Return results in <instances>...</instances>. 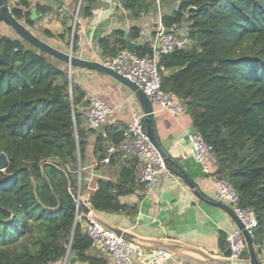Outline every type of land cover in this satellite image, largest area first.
Segmentation results:
<instances>
[{
  "label": "trees",
  "instance_id": "16d2710c",
  "mask_svg": "<svg viewBox=\"0 0 264 264\" xmlns=\"http://www.w3.org/2000/svg\"><path fill=\"white\" fill-rule=\"evenodd\" d=\"M2 2L9 6V0ZM95 2L82 0L78 16L89 17ZM151 4L125 0L123 8L139 18ZM29 6L27 0H19L9 14L19 22L25 17L19 8ZM173 8L160 23L165 29L185 27L191 44L161 57L163 71L174 69L168 76L160 73L161 88L184 104L193 129L212 150L213 176L234 189L240 208L253 212L257 225L252 243L264 245V0H180ZM2 22L7 23L0 12ZM77 31L78 22L72 54ZM70 32L67 28L58 38ZM138 37L139 30L131 28L129 40ZM126 48L121 30L98 41L104 60ZM134 53L151 57L146 45ZM61 66L65 64L26 41L0 35V153L8 160L0 172V264H61L68 253L82 264L107 262L91 251L90 239L75 220L69 185L72 182L74 192L79 189L85 200L79 169L87 160L91 131L80 110L88 105L85 94ZM101 129L94 132L92 154L97 162L106 158L110 145L123 139V131L104 125ZM123 155H111L109 165ZM96 185L87 199L92 211L135 216V205L120 202L141 187L134 159L121 167L114 181L98 179ZM225 247L223 236L220 250L228 257ZM242 258L248 259L246 248Z\"/></svg>",
  "mask_w": 264,
  "mask_h": 264
},
{
  "label": "crops",
  "instance_id": "0c3cea01",
  "mask_svg": "<svg viewBox=\"0 0 264 264\" xmlns=\"http://www.w3.org/2000/svg\"><path fill=\"white\" fill-rule=\"evenodd\" d=\"M27 1L29 8H19L25 14L19 23L30 33L54 49L66 53L67 34L61 39L58 36L64 34L73 19L77 18L78 41L73 55L97 62L104 61L98 49V41L101 38L114 30H121L128 35L131 28H137L138 39L128 40L136 47L146 45L160 24L161 16L171 14L173 7L180 3V0H147L152 3L150 11L139 18H133L130 12L123 8L125 0H96L91 15L83 18L78 16L82 0ZM18 2L19 0H9V7L15 8ZM42 9L46 11L42 12ZM171 30L186 33L185 27H174ZM44 31L50 32L54 37H47ZM0 35L19 39L5 22L0 23ZM61 68L64 69L63 66ZM173 71L174 69L164 70L163 74L168 76ZM69 74L84 92L85 100L92 96L113 107L114 113L108 117L104 126L125 130L129 122L130 106L133 103L138 106L135 100H127L131 92L112 78L98 72L72 68ZM84 109L80 108L82 114ZM154 112L155 131L170 157L169 165L176 171L179 168L182 174L191 179L202 198L188 187L181 176L173 173L176 182L162 176L156 189L148 197L143 195L140 187L133 194L120 198L121 203L137 207L133 218L92 211L87 199L96 190V181H114L121 167L127 166L133 157L123 155L120 162L115 161L111 165L103 162L105 158L97 162L92 154L95 134L90 132L87 134V160L79 169L82 195L85 198L82 201L105 226L120 229L142 241L135 243L145 250V254L137 261L138 264H219L218 261L227 260L220 250L221 237H226L237 226L227 213L209 203L214 200L217 191V181L213 176L216 170L215 161L205 162L208 173H205L202 165L196 161L188 139L194 129L185 113L176 117L156 107ZM158 244L173 246L174 250L158 247ZM156 250L167 252L168 257H155L153 252ZM106 260V264H114ZM259 263L264 264V260H259ZM61 264L82 263L77 262L74 254L68 253Z\"/></svg>",
  "mask_w": 264,
  "mask_h": 264
},
{
  "label": "built area",
  "instance_id": "2783aa9c",
  "mask_svg": "<svg viewBox=\"0 0 264 264\" xmlns=\"http://www.w3.org/2000/svg\"><path fill=\"white\" fill-rule=\"evenodd\" d=\"M77 20V18H76ZM191 44L190 39L184 33L166 32L161 23L156 27L153 37L146 46L151 51V57L140 58L134 52L122 51L116 58L102 62L103 65L133 82L139 90L148 98L153 107L167 111L172 116H180L185 113V106L174 94L161 88V75L163 68L159 65L162 56L174 51L184 50ZM88 105L83 111V123L86 129L97 132L106 123L109 116L114 113L113 107L107 103L89 96ZM127 100L137 103L134 95ZM144 114L139 105L132 104L129 109V122L123 130V139L118 144H112L107 149L104 163L114 154H124L133 157L136 161V181L142 188L145 197L152 195L162 176L169 177L176 182L174 174L168 169L164 159L150 143L144 123ZM191 153L196 161L202 165L205 173L208 168L205 162L215 161L212 150L205 144L199 133L195 130L188 135ZM217 181V191L214 200L227 205L239 219L243 230L250 235L256 228V219L249 209L238 206V196L234 189L224 180ZM80 196V193H79ZM75 220L82 225L83 233L90 239V249L114 264H138L137 261L145 254L141 246L127 242L116 236L94 215L85 214L76 203ZM228 260H242V254L246 248L242 229L238 227L225 237ZM254 246V245H253ZM258 260H264V245L258 243L254 246ZM153 255L165 259L167 252L156 250Z\"/></svg>",
  "mask_w": 264,
  "mask_h": 264
},
{
  "label": "water",
  "instance_id": "95a60500",
  "mask_svg": "<svg viewBox=\"0 0 264 264\" xmlns=\"http://www.w3.org/2000/svg\"><path fill=\"white\" fill-rule=\"evenodd\" d=\"M12 7H9L5 5L2 0H0V12L2 16L4 17L7 24L12 28V30L16 33V35L26 41L27 43L33 45L40 51L46 53L47 55L51 56L52 58H55L59 60L60 62H63L70 72L72 68H78V69H85L89 71L98 72L101 74H104L119 84L123 85L126 89H128L135 97L141 111L144 114V123H145V132L146 135L150 141V143L153 145V147L158 151V153L161 155V157L164 159V162L169 164L170 157L168 156V153L166 149L161 144L158 135L155 131V112L154 107L148 100V98L142 93L141 90L138 89V87L131 82L130 80L126 79L122 75L116 73L115 71L111 70L110 68L103 65L101 62L97 61H89L84 60L80 57L73 56L72 51L69 53H64L61 51H58L51 47L50 45L46 44L45 42L41 41L37 37H35L32 33H30L22 24H20L18 21H16L13 17L10 16L9 10H11ZM190 8L187 10L189 13ZM166 32H172L171 29H166ZM126 42H127V48L126 51L128 52H135L136 45L131 43L128 40V35H126ZM8 166V160L6 156L3 153H0V172H3ZM177 172L181 174V177L183 178L184 182L188 185V187L195 191V193L202 198L201 194L198 192V189L194 185V183L189 179L186 175L182 174L181 170L177 168ZM69 191L73 196L74 201L77 203V205L81 208V210L85 214H91V210L89 207L80 199L79 196V189L74 192L73 184L70 182L69 185ZM212 205H215L222 209L225 213H227L236 223V226L239 229H242V234L244 236L245 244H246V250L248 254V259H242L239 261H231V260H225V261H218L219 264H260L259 260L256 256V252L252 243L251 235L246 231L243 230V227L239 221V219L236 217L234 212L225 204L217 202L215 200L209 201ZM109 230H111L116 236L122 238L123 240L127 242H133L134 237L120 229L113 228L110 226H106ZM158 247L165 248L167 250H174L173 246L168 245H162L158 244Z\"/></svg>",
  "mask_w": 264,
  "mask_h": 264
},
{
  "label": "rangeland",
  "instance_id": "374dc122",
  "mask_svg": "<svg viewBox=\"0 0 264 264\" xmlns=\"http://www.w3.org/2000/svg\"><path fill=\"white\" fill-rule=\"evenodd\" d=\"M76 23H77V20H76V18H74L73 21H72V23L70 24V27H69L71 29V32H70L69 35H67V45H66V48H65V52L66 53H69L70 51H72L71 50V44H70L71 43V39H72L71 35H72V31H74V28H75ZM106 60H108V59H106ZM104 61L102 60L101 62H104ZM63 67H65L67 69V71H69L68 70V67L66 65L63 66ZM68 74H69V72H68ZM69 76H70V74H69ZM81 181H82V178H81ZM78 185H79V182H78Z\"/></svg>",
  "mask_w": 264,
  "mask_h": 264
}]
</instances>
